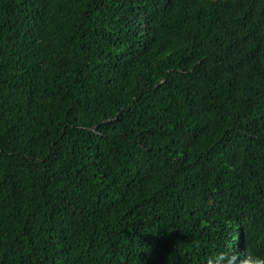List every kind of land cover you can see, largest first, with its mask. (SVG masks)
<instances>
[{
    "label": "trees",
    "instance_id": "1",
    "mask_svg": "<svg viewBox=\"0 0 264 264\" xmlns=\"http://www.w3.org/2000/svg\"><path fill=\"white\" fill-rule=\"evenodd\" d=\"M264 257V0H0V264Z\"/></svg>",
    "mask_w": 264,
    "mask_h": 264
},
{
    "label": "clouds",
    "instance_id": "2",
    "mask_svg": "<svg viewBox=\"0 0 264 264\" xmlns=\"http://www.w3.org/2000/svg\"><path fill=\"white\" fill-rule=\"evenodd\" d=\"M215 264H264V257L252 253L240 255L226 250L219 254Z\"/></svg>",
    "mask_w": 264,
    "mask_h": 264
}]
</instances>
